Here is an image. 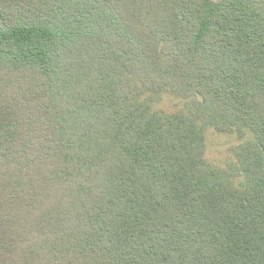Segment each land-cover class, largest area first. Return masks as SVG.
I'll return each mask as SVG.
<instances>
[{"label":"trees","instance_id":"trees-1","mask_svg":"<svg viewBox=\"0 0 264 264\" xmlns=\"http://www.w3.org/2000/svg\"><path fill=\"white\" fill-rule=\"evenodd\" d=\"M0 264H264V0H0Z\"/></svg>","mask_w":264,"mask_h":264},{"label":"rangeland","instance_id":"rangeland-1","mask_svg":"<svg viewBox=\"0 0 264 264\" xmlns=\"http://www.w3.org/2000/svg\"><path fill=\"white\" fill-rule=\"evenodd\" d=\"M166 110H174L170 102L166 103ZM208 137L207 155L217 165H222L226 158L231 157L227 150L239 143L236 136L209 135Z\"/></svg>","mask_w":264,"mask_h":264}]
</instances>
